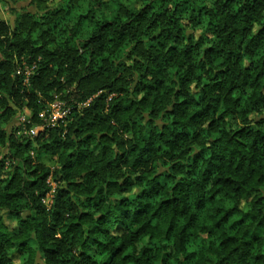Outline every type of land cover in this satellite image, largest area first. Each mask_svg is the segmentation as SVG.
Returning <instances> with one entry per match:
<instances>
[{"label":"clouds","instance_id":"9594fccd","mask_svg":"<svg viewBox=\"0 0 264 264\" xmlns=\"http://www.w3.org/2000/svg\"><path fill=\"white\" fill-rule=\"evenodd\" d=\"M0 264H264V0H0Z\"/></svg>","mask_w":264,"mask_h":264}]
</instances>
